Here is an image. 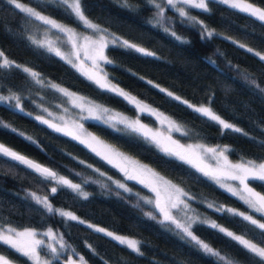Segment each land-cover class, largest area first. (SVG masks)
I'll list each match as a JSON object with an SVG mask.
<instances>
[{"label": "trees", "instance_id": "trees-1", "mask_svg": "<svg viewBox=\"0 0 264 264\" xmlns=\"http://www.w3.org/2000/svg\"><path fill=\"white\" fill-rule=\"evenodd\" d=\"M18 2L75 29H85L61 0ZM253 2L264 7V0ZM127 3L131 7H126L124 0H81L90 21L154 53L145 55L122 43L105 47L104 67L108 78L118 86L116 88L147 105L144 111L39 45L38 39L49 25L16 9L9 0H0V51L17 64L39 73L41 79L38 82L17 68L0 69V94L17 93L23 107L20 111L12 104L0 103V123L9 126H0V143L69 177L87 193L85 199L54 180L43 179L18 161L0 155V226L31 228L39 232L51 229L57 233L66 246L58 251V259L53 258L45 245L39 247V253L51 264H68L70 260L80 264V256L87 264H105V261L107 264H217L215 258L207 256L194 241L167 224L168 220L163 222L142 209L139 196L151 195L150 192L125 178L104 158L108 155L98 146L81 137L74 138L78 136L72 133L56 131L36 119L41 116L43 102L50 105L63 100V94L57 89L61 86L137 117L151 127L157 125L160 115H167L185 128L187 135L175 133L183 142L229 144V157L233 160H264V148L257 143L264 140V93L251 83L255 79L264 88V61L254 55L255 52L264 54V24L218 0H211L208 12L186 9L219 34L209 38L199 25L182 23L179 14L168 8L171 29L182 38L178 40L161 27L162 23H157L156 9L148 0H127ZM239 44L254 51L248 52ZM168 93L210 106L216 114L248 135L222 129ZM84 123L92 133L149 165L190 196L193 209L204 218L201 221H205L192 224L191 230L200 240L237 264H257L242 246L210 225L214 222L259 243L264 239L261 230L228 210L251 214L256 219H261L260 213L253 212L238 196L223 189L192 164L166 154L154 142L132 132L124 124L114 128L95 120ZM112 179L123 181L131 192L111 187ZM249 184L257 192L264 193V182L249 180ZM52 187L57 188L55 194L50 191ZM31 192L47 195L55 209L72 212L79 220H69L58 212L48 213L28 195ZM209 204L213 207L209 208ZM89 224L137 238L143 255L88 227ZM0 254L14 264H31L28 257L3 244H0Z\"/></svg>", "mask_w": 264, "mask_h": 264}, {"label": "snow or ice", "instance_id": "snow-or-ice-1", "mask_svg": "<svg viewBox=\"0 0 264 264\" xmlns=\"http://www.w3.org/2000/svg\"><path fill=\"white\" fill-rule=\"evenodd\" d=\"M61 2L67 6V8L71 9L72 13L75 15V17L82 22L83 24L87 25L91 28H97L98 25H95L91 23V21L86 17L84 10L81 5V0H61ZM211 0H148V3L151 4L156 10V18L157 23H161L164 20V13L168 8L173 9L175 12L179 14V17L181 18V22H187L189 24L193 25H199L201 28V31L207 36L212 37L214 34L219 35L215 32L214 29H208V26L204 23V21L199 20L196 16L190 15L189 11L186 9H199L202 12H208L209 9V3ZM219 3L228 5L230 8L238 9L239 11H242L246 13L247 15L255 18L262 24H264V7H258L253 0H218ZM9 3L12 4L16 9H19L21 12L25 13L28 16L35 17L36 19L42 21L46 25H50L52 28L58 29L61 32H68L70 35L72 33V29L67 28L65 25L59 23L57 20L42 15L40 12L36 11L35 8L29 7L23 3L18 2V0H9ZM124 4L126 7H131L127 3V0H124ZM166 32L170 31L169 28L164 29ZM171 35L175 37L176 39L180 40L182 39L180 36L177 35L175 31H171ZM113 43H116V41H113ZM234 43H239L234 41ZM44 46V45H42ZM75 47V45H73ZM107 46L106 43L102 42L95 50L96 58L101 60H106V57L104 56L103 49ZM122 46H126L128 48L134 49L140 53H143L145 55H154V53L148 52L144 48H140L135 44H131L128 41H123ZM241 48H245L248 52H253L254 50L250 47H247L244 44H239ZM49 47V50L55 51L57 55L62 56L63 58L67 59V56H65L58 48H52L51 45H47ZM254 55L259 57L261 61H264V54H261L260 52H255ZM79 58V57H77ZM69 63H72V60H68ZM108 63H111V61H107ZM17 68L21 69L23 72L28 73L33 78H38L39 73L34 72L31 68L23 67L19 64H17L15 61L10 60L3 51H0V69H12ZM99 83V81H97ZM151 83V81H149ZM251 83L258 89L261 93H264V88H261L260 84L256 82L255 79L251 80ZM102 87H106L108 85H101ZM158 87V86H157ZM110 90L113 92H117L120 96L125 97L126 99H129L132 103L136 105L138 109L141 111H144L148 108L147 105H142L140 102L136 101L135 97H130L128 94L123 92V90H120L116 88L115 86H111ZM61 91L66 90L61 89ZM161 91H166L162 89ZM169 96H173L172 93H168ZM176 100H180L181 98L176 96L173 97ZM15 101V104L12 105L13 107L19 109L20 111H23V107L20 103V96L16 94H10V95H2L0 94V103L5 104H12V102ZM183 103L187 104V101H182ZM190 108L193 109L196 113L200 114L201 116L206 117L207 119L216 122L220 126H222V129L224 130H231L237 133H242L243 135L247 136L248 133L243 132L241 128L236 127L232 123L224 120L220 115L216 114L210 106H204L201 105L199 107L195 105H188ZM91 111V109H89ZM104 113H107V109L102 110ZM28 115H31V113H27ZM94 119H102L103 117L101 115H96L93 117ZM110 119H114L113 117H109ZM37 120H41V117L37 116ZM43 123H48L47 120H42ZM130 129L132 132L138 133L142 135L144 138L149 139L150 141L156 143L160 148L161 151L165 152L168 155L176 156L178 159L184 160L186 163L193 164L194 167H198L199 171L204 172L205 175H213L215 173V170L211 171H205L204 168H200L197 164L194 163V159H200L201 157L198 154L192 153L191 157L185 154H182L180 151H177V148L184 149L185 146L179 145L178 141H171V137L168 138V140L171 141V145L168 143H165L162 139H160L159 133H152L151 129H148L146 125L142 124L139 119L134 121H128L126 119H122L120 121ZM0 126L3 127H9L8 125H3L0 123ZM50 127H53L56 129V131H64L62 128H58L55 125H50ZM176 131H180L179 126H175ZM15 131V129H13ZM71 135V133H66ZM187 135V133H184ZM79 139V137H74ZM31 139V138H29ZM255 139V138H253ZM81 143H86V141L81 140ZM258 146L261 148H264V140H260L257 142ZM91 147V145H89ZM192 146L188 145L187 149H191ZM227 150V146H225V149L221 150L219 153H217L216 148H207L206 151L209 153H212L214 156L219 155L223 157L224 159V165L227 170V175L234 181L238 182V186L236 188H229L228 191L232 192L233 195H238L241 200H243L250 209L253 210L255 213L261 214V219H256L251 214H245L244 212H238L233 209H229L228 211L231 212L233 215H238L243 218V220L249 222V224L255 226L256 228L261 230V235L264 236V222H261L262 219H264V193L257 192L254 188H252L249 184V180L253 181H261L264 182V160H261L260 162H257L255 160H247L245 162L232 164L228 161L227 156L224 155V151ZM93 151L95 149L93 148ZM0 155L7 156L11 158L12 160L18 161L20 164L25 165L27 168L32 169L35 173L39 174L40 177H42L45 180H55L57 184L67 187L71 189L72 191L76 192L77 194L81 195L83 198H87V193H84L82 191L80 184H75L71 180L59 176L55 171H53L50 168L44 167L32 160L27 159L26 157L6 148L3 145H0ZM105 159H108L109 163H112V160L109 159L107 156L104 157ZM123 171V169H121ZM145 171H150L148 169H145ZM125 175L127 179H138V176L136 174H129L128 172H125ZM141 183H144L143 180H140ZM147 186V185H146ZM118 187L124 188L126 191H131L128 189L124 184H119ZM51 193L55 194L57 192L56 187L51 188ZM152 191L156 192L157 189L155 187L152 188ZM35 202L39 205H41L48 213H54L58 212L59 215L62 217H67L69 220H79L77 216H75L72 212L65 211L63 209H55L53 205L49 201V197L47 195L45 196H39L35 192H31L28 194ZM157 195L159 193L157 192ZM186 195V193L184 194ZM151 203V201H148ZM175 206V205H173ZM156 207L164 213V217L166 220L172 219V217L164 211V208L160 205L159 200L156 201ZM209 208H212L213 205L209 204ZM217 211H220L221 209L217 208ZM80 223H85L84 221H79ZM174 223H177L173 221ZM197 220H192L187 225H182L177 223V227L181 229V231L186 235V237L190 238L192 241L195 242V244L209 257L215 258L217 261V264H237V262L222 254L220 251H217L216 249L209 246V244L205 243L204 241L200 240L191 230L192 224L196 223ZM201 223H204L205 221H199ZM212 228L218 229V231L224 233L227 237H229L231 240L237 242L244 250H246L248 253L251 254L254 261L257 262V264H264V239H262L259 243L253 242L252 240L246 239L244 235H237L234 234L231 231H228L227 229L220 227L216 223H211L210 225ZM90 228H94L98 232H102L105 235L111 237L112 239L118 241L120 244L126 245L128 248H130L132 251L143 255V253L140 251L139 242L130 239L128 237L116 235L113 232L107 231L104 228H98L94 225H88ZM35 232L30 229H25L24 231L17 232L15 229H8L7 232L0 230V244L6 245L8 248L14 250L15 252L19 253L22 256L29 257L30 259H34L37 261V264H39L38 259V253L36 251L37 247L41 244H43V241L35 239ZM47 235H53L51 229L47 233ZM47 247L50 249L51 253L53 254L54 259H58L60 256V252L57 251L56 247L49 244ZM61 249H64L66 246L61 243L60 244ZM89 248H91V245H88ZM92 251L95 253V249H92ZM103 259V257H101ZM80 264H87V262L84 260L83 256L79 257ZM0 264H14V261L10 260L8 257L0 254ZM44 264H51L50 260H46ZM68 264H77L76 260H70L68 261ZM105 264H107V261H105Z\"/></svg>", "mask_w": 264, "mask_h": 264}, {"label": "rangeland", "instance_id": "rangeland-1", "mask_svg": "<svg viewBox=\"0 0 264 264\" xmlns=\"http://www.w3.org/2000/svg\"><path fill=\"white\" fill-rule=\"evenodd\" d=\"M158 2H160V0H158ZM171 21H172L171 16H169V14L165 11L164 20L161 22L163 25H161L160 23L159 24L163 29L169 28L170 31L168 32L171 33V31H173L170 25ZM59 23L65 25L69 29H72L73 31L71 35L68 32H61L58 29L52 28L49 25L48 30H46L44 33L41 34V37L38 39L37 43L41 46L44 45L43 47H45L48 50L49 47H47V45H51V47L54 49L58 48L65 56H67V59L58 55L59 57H61L67 62L69 59L72 60V63L70 64L74 66L77 70L82 72V74H84L86 77L94 81L96 84L100 86L102 84L108 85L106 87H111V86L118 87L107 76L104 67V63L106 60H101L96 58L95 50L102 42L109 45V44L122 43L123 41H127V40L121 38L118 35L113 34L112 32L108 31L106 28L100 27L99 25L97 28H91L83 24L85 29L78 30L62 22ZM91 23L93 22L91 21ZM113 41H116V43H113ZM73 45H75V47ZM137 46L143 48L139 45ZM52 52L55 53V51ZM103 53L105 56V48L103 49ZM34 79L38 82L41 81L39 77ZM97 81H99V83H97ZM57 89L63 94V100L59 102H54L53 104L50 105H47L45 104V102H43L41 104L42 113L41 116H39L41 117V120H47L48 121L47 124L55 125L58 128H62L64 129L65 132L72 133L98 146L101 149V151H103L105 154L108 155V157L112 160V163L116 166V168L122 173V175L125 178H127L125 172H128L129 174H136L138 176V179H134V180L131 179V180L141 184L151 194V195L142 194L141 196H139L138 201L142 200L140 203L141 208L144 209L146 212L160 218L163 222H166L167 220L164 217V213H162L156 207V201L159 200L160 205L164 208V211L167 212L172 217V219L168 220L170 223L167 224H169L173 228H176L179 231L178 233H182V235H185L181 231V229L177 227V223L182 225H187L192 220H197V221L204 220V218L200 214H198L197 211L193 209L191 203L189 202L190 196H188V194L184 195L186 192L179 185H177L170 179L166 178L165 176L161 175L149 165L139 161L135 157L129 155L128 153L122 151L121 149H118L117 147L104 141L103 139L92 133L90 130H88L84 123L85 120H95L107 124L111 127L117 128L119 124H123L120 122L122 119H126L128 121H134L138 119L137 117L128 116L125 113H122L120 111L109 108L105 105H102L98 102H95L67 88L58 86ZM61 89L66 90L67 94L65 93V91H61ZM10 94L13 93H7L2 95L7 96ZM14 94L18 95L17 93ZM172 94L174 97L178 96L174 93ZM180 100L187 101L188 105H195L197 107L201 105L207 106L205 104L192 103L183 98H181ZM14 104L15 101L12 102V105ZM89 109H91V111H89ZM103 109H107L108 110L107 113H104L102 111ZM96 115H101L103 118L94 119L93 117ZM109 117H113L114 119H110ZM141 123L146 125L148 129H151L152 133H159L160 134L159 138L162 139L165 143L171 145V141H178L179 145L185 146L184 149L177 148V151H180L182 154L188 155L190 157L192 153L198 154L201 158L194 159V163L197 164L200 168H204L205 171L215 170L214 176L213 175H207V176L210 177L212 180H214L218 185H220L226 191H228L230 187L236 188L238 186V182L232 180L227 175V170L224 165L223 157L219 155L214 156L212 153L207 152L206 149L216 148L217 153H219L221 150L225 149V146H227V150L224 151V155L227 156L228 161L232 164H237V163L245 162L247 160H252L246 158H238L234 160L231 159L229 157V149H230L229 144L219 143V144L208 145L201 141H187V142L181 141L175 136V133L182 132L183 134L186 132L185 128L177 121H175L174 119H172L167 115H163V114L160 115L159 119L157 120V125L155 127L148 126L143 122ZM232 124L235 125L234 123ZM175 126H179L180 131H176ZM169 137H171V141L168 140ZM188 145L192 146L190 150L187 149ZM121 169H123V171ZM145 169H148L150 171H145ZM58 175L71 180L69 177L63 174H58ZM140 180H143L144 183H141ZM72 182L78 184L74 181ZM109 183L111 187H114L115 189L121 192H126V193L131 192V191H126L124 188L118 187V183L124 184L126 186V184L123 181L112 179L110 180ZM153 187L157 189L156 192L152 191ZM157 192L159 193V195H157ZM148 201H151V203H149ZM173 221L177 223H174ZM94 226L98 228H103L97 225ZM8 229H15V228L11 226H0V230H3L5 232H7ZM25 229H30L34 231L36 234L35 239L43 241V244L41 245H45L47 247V245L51 244L54 247H56L57 251L63 250L60 247L61 241L57 233L52 232L53 235H47L49 231L39 232L31 228H22L15 230L17 232H21L24 231ZM106 230L110 231L108 229ZM113 233L116 235L128 237L130 239H134L138 241L137 238L126 234L115 233V232ZM41 245L37 247L36 251L38 253L39 264H44V262L48 260V258L39 253V247ZM29 260L31 261V264H37L36 260L30 258Z\"/></svg>", "mask_w": 264, "mask_h": 264}, {"label": "water", "instance_id": "water-1", "mask_svg": "<svg viewBox=\"0 0 264 264\" xmlns=\"http://www.w3.org/2000/svg\"><path fill=\"white\" fill-rule=\"evenodd\" d=\"M0 145H3V144L0 143ZM3 146H5V145H3ZM5 147L8 148L7 146H5ZM8 149H9V148H8ZM14 152H15V151H14ZM16 153H18V152H16ZM18 154H20V155L26 157L27 159L32 160V161H34V162H36V163H38V164H40V165H42V166H44V167L50 168V167H48V166H46V165H44V164H42V163H39L38 161H36V160H34V159H32V158H30V157H28V156H26V155H24V154H22V153H18ZM50 169H52V168H50ZM52 170H53V169H52ZM53 171H54V170H53Z\"/></svg>", "mask_w": 264, "mask_h": 264}]
</instances>
